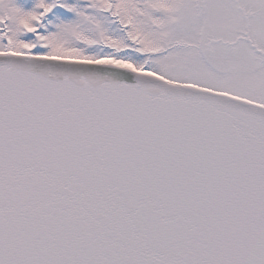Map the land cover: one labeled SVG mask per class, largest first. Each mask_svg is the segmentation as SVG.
Returning a JSON list of instances; mask_svg holds the SVG:
<instances>
[{
	"label": "snow or ice",
	"instance_id": "6c2138e0",
	"mask_svg": "<svg viewBox=\"0 0 264 264\" xmlns=\"http://www.w3.org/2000/svg\"><path fill=\"white\" fill-rule=\"evenodd\" d=\"M0 264H264V0H0Z\"/></svg>",
	"mask_w": 264,
	"mask_h": 264
}]
</instances>
